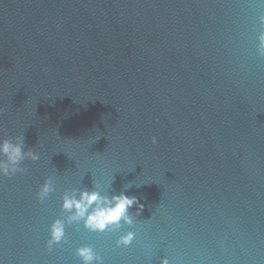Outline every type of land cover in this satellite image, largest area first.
<instances>
[{
  "label": "water",
  "instance_id": "1",
  "mask_svg": "<svg viewBox=\"0 0 264 264\" xmlns=\"http://www.w3.org/2000/svg\"><path fill=\"white\" fill-rule=\"evenodd\" d=\"M260 14L264 0H0V140L39 155L0 174V264H82L84 244L103 264H264ZM93 188L144 208L115 231L66 225L49 251L64 193Z\"/></svg>",
  "mask_w": 264,
  "mask_h": 264
},
{
  "label": "clouds",
  "instance_id": "2",
  "mask_svg": "<svg viewBox=\"0 0 264 264\" xmlns=\"http://www.w3.org/2000/svg\"><path fill=\"white\" fill-rule=\"evenodd\" d=\"M260 31L257 34L256 52L260 57H264V14L258 16ZM155 143V137H153ZM25 156L33 160L39 159V155L29 149H24V137L20 135L13 142L10 139L0 140V174L13 176L18 169L17 165ZM54 190L51 178L45 180L37 193L38 199L43 202L45 198ZM135 206V214L140 215L144 205L137 196H130L121 191L119 194L111 196L102 195L100 191L93 188L80 190L77 198L75 190L65 192L62 197L61 209L70 213L66 218H56L49 225V239L47 247L51 251L54 245H59L62 241L67 242L65 226L73 222H83V226L92 232L115 231L119 229L121 221L124 224L132 225L133 219L128 210ZM135 237L131 230L120 234L115 243L117 246L130 245ZM75 255L80 258L82 264H103V257L89 244H84L76 248ZM160 264H169L166 256L160 259Z\"/></svg>",
  "mask_w": 264,
  "mask_h": 264
}]
</instances>
